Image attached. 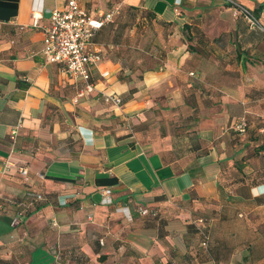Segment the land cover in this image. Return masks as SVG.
<instances>
[{
	"label": "crops",
	"instance_id": "0c3cea01",
	"mask_svg": "<svg viewBox=\"0 0 264 264\" xmlns=\"http://www.w3.org/2000/svg\"><path fill=\"white\" fill-rule=\"evenodd\" d=\"M76 1L94 18L114 12L82 98L85 82L42 53V27L67 0H0V264H223L201 235L237 220V200L263 216L259 231L216 246H264V158L239 174L230 131L264 119V0H234L255 27L223 0ZM30 194L43 200L27 209Z\"/></svg>",
	"mask_w": 264,
	"mask_h": 264
},
{
	"label": "built area",
	"instance_id": "2783aa9c",
	"mask_svg": "<svg viewBox=\"0 0 264 264\" xmlns=\"http://www.w3.org/2000/svg\"><path fill=\"white\" fill-rule=\"evenodd\" d=\"M223 1L231 8L234 17L242 16L250 27L259 25L256 17L250 10L240 6L234 0ZM113 17L114 12H97V17L94 18L84 8L80 7L76 0H67L63 8L51 11L47 24L42 27L44 35L42 53L45 56L46 62L60 65L62 71L70 79L85 82L84 91L78 94L79 98L95 90V86L90 82V71L100 61L101 50L98 46L94 47L92 40L96 32L105 24L113 22ZM40 18V12H33V26H36L37 20ZM105 75L104 73L103 76ZM102 98L104 103L114 107H120L122 104V99L116 94L102 93ZM246 126L245 117L242 116L233 125L232 129L238 133H243ZM261 132L264 133V127L261 128ZM8 169L9 165L5 164L3 172H6ZM18 172L27 180V168H22ZM259 195H264V190ZM110 196L111 191L104 190L101 203L111 204L112 200ZM29 198L30 201L27 209L43 200V197L39 194H30ZM25 212L16 214L13 221L14 226L22 221ZM140 213L145 215L148 211L140 209ZM200 222L202 221L200 220ZM206 241L202 243V247H206Z\"/></svg>",
	"mask_w": 264,
	"mask_h": 264
},
{
	"label": "rangeland",
	"instance_id": "374dc122",
	"mask_svg": "<svg viewBox=\"0 0 264 264\" xmlns=\"http://www.w3.org/2000/svg\"><path fill=\"white\" fill-rule=\"evenodd\" d=\"M143 31L148 33V32H151L152 30L150 27L145 26ZM245 120H246L247 126L243 133H238L234 131L233 129L230 130L233 132V136H234L233 143H235L240 149L237 153L239 154L238 158H241L240 160L235 162L236 166L234 167L236 171H238L239 174H241L242 176L247 175V173L245 172H249V175L253 173L252 169L254 168L252 167L251 169L250 166L247 167L248 159H251L253 155H258L264 158V151L253 150V147L255 145L261 144V142L264 139V133L263 132L258 133V129H261L264 127V119L262 120L260 117H256L255 127H257V130H255V132H252V130L254 129L250 127L252 126L253 120L247 119L246 117H245ZM260 166L262 167V165ZM232 206H233L232 211H236L237 209L236 212L239 215V216L238 215L235 216L237 220H234L233 218L232 220L233 222L230 221V223H228V222H225L226 220H224L223 223H219V225L216 224L214 227V232L212 230H211L212 232L209 231L210 240L208 242L207 248L203 250L202 252L210 253L211 255H213V253L216 254L217 252L218 254H220L219 256H222L223 264H234L233 261L228 260V257L231 256L232 252L238 255L247 254V256L250 258V262H249L250 264L252 263L264 264V246L262 245L252 246L250 243L248 244L245 243L246 246L244 247L236 246V247L219 248V246H216V243H217L216 240L218 239L220 240V238H224L226 235L227 237H230L231 232H237V238H240L239 241L242 244L243 239L250 238L248 237V233L252 234L253 228L259 231L257 227L259 224V220L263 216L260 214H257V212L251 211L252 206L249 205V202H242L241 200H237V201L232 202ZM230 219H231V216L229 220ZM218 227L219 229L215 231V228H218Z\"/></svg>",
	"mask_w": 264,
	"mask_h": 264
},
{
	"label": "trees",
	"instance_id": "16d2710c",
	"mask_svg": "<svg viewBox=\"0 0 264 264\" xmlns=\"http://www.w3.org/2000/svg\"><path fill=\"white\" fill-rule=\"evenodd\" d=\"M261 7H264V4L263 5H261ZM252 132H255V130H252ZM260 137V136H259ZM253 150H256V151H264V139H263V141L261 142V144H258V145H255L254 147H253ZM201 237H202V241H201V247H202V243L205 241V240H207L206 241V247H204L205 249L207 248V245H208V242H209V239H208V237H207V235H204V237L201 235ZM181 264H185L184 262H181Z\"/></svg>",
	"mask_w": 264,
	"mask_h": 264
}]
</instances>
